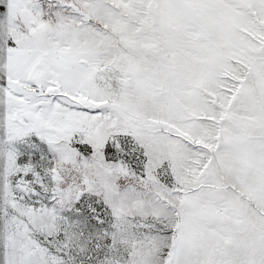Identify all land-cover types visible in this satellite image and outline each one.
<instances>
[{"label":"snow or ice","instance_id":"snow-or-ice-1","mask_svg":"<svg viewBox=\"0 0 264 264\" xmlns=\"http://www.w3.org/2000/svg\"><path fill=\"white\" fill-rule=\"evenodd\" d=\"M0 264H264V0H0Z\"/></svg>","mask_w":264,"mask_h":264}]
</instances>
